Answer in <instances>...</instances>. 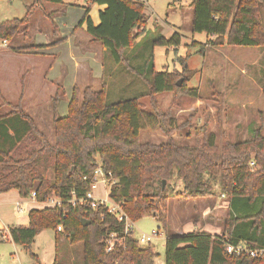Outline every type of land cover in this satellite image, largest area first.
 Masks as SVG:
<instances>
[{
	"label": "trees",
	"instance_id": "1",
	"mask_svg": "<svg viewBox=\"0 0 264 264\" xmlns=\"http://www.w3.org/2000/svg\"><path fill=\"white\" fill-rule=\"evenodd\" d=\"M89 1L105 5L98 11L99 21L95 24L86 8L76 27L85 24L91 42L104 47L114 64L142 79L149 110H144L137 97L106 102L104 82L98 90L90 85L80 90L75 85L66 114L59 113L60 95L51 97V142L26 111L22 91L13 102L0 93V193L15 189L21 198L34 193L41 204L28 211V225L8 228V238L29 252L37 264L39 259L31 247L44 229L54 232L52 264H154L153 245L142 246L125 234L124 219L118 220L102 205L93 209L70 203L85 196L94 170L100 167L114 180L108 199L124 216L135 221L149 215L161 224L166 235L164 264H264L261 258L225 250V244L240 242L264 248V126L252 129L243 140L226 139L221 146L211 132L195 137L191 144L176 141V127L168 112L160 108L156 95L171 92L194 99L200 95L187 86L186 61L181 73L158 71L153 48L175 49L180 44L179 34L166 38L154 24L148 35L145 4L140 0ZM44 3L58 8L47 12ZM64 7V0H34L22 17L0 21V40L28 36L31 17L39 11L51 23L52 40L44 46L60 44L65 37L57 35L53 16L62 14ZM189 8L191 31L204 33L213 46L264 47V0H192ZM135 59L140 62L132 63ZM188 126L186 121L179 128ZM148 127L161 129L165 139L141 141L139 133ZM177 179L182 188L174 193L168 188L170 181ZM216 186L227 202L223 230L218 234L203 229L172 233L170 200L211 197L217 193ZM51 198L59 199L60 204L47 205ZM59 225L61 230H57ZM111 233L124 239L106 251ZM77 244L82 256L72 259Z\"/></svg>",
	"mask_w": 264,
	"mask_h": 264
},
{
	"label": "rangeland",
	"instance_id": "2",
	"mask_svg": "<svg viewBox=\"0 0 264 264\" xmlns=\"http://www.w3.org/2000/svg\"><path fill=\"white\" fill-rule=\"evenodd\" d=\"M33 1L0 0V21L12 17H22L26 7ZM66 1L70 2L71 0ZM76 1L79 6L68 5V10L72 12L62 17L63 20H59L60 29L63 27L62 33H67L68 28H76L79 20L76 15L79 13V9H82L81 5H86V0ZM140 1L145 4L147 15L145 31L148 32V35L152 34L154 24H156L161 27V34L164 37L169 38L174 33H178L180 36V44L175 49L165 50L162 46L153 48L155 69L181 73L182 63L186 61L187 70L184 75L186 78L190 76L187 86L196 88L200 95V99H194L186 94L175 96L171 92L156 95L160 108L168 112L172 118L173 126L176 127L173 129V137L176 141L191 144L195 137L202 138L204 134L211 132L218 145L221 146L226 139L243 140L250 136L252 129L259 125L264 126V47L213 46L204 33L191 31L192 12L189 4L192 0ZM43 6L47 12L58 8L56 5L47 3H44ZM35 16L42 15L37 11ZM44 20L42 25L48 24L51 32L50 21L46 18ZM38 26L41 28L40 24ZM61 32L58 29L57 35L62 36ZM50 37L52 38L51 33ZM22 40L26 39H22V35H17L10 43L19 46L22 44ZM64 49V44H62L54 51H63ZM53 53L51 49L46 53L49 55L45 56V71L56 58ZM107 56L111 62L110 55ZM139 62L140 59L132 61L134 64ZM27 69H29L28 65L24 70ZM50 75H54V71H51ZM74 75L73 80H63L66 72L61 80H0V89H2L4 98L12 102L18 98L22 91L24 107L33 114L39 129L51 142L53 141L51 97L55 93L60 95L59 108L61 110L66 107L70 93H72L71 88L75 85L80 90H83L87 85L92 86L93 90H98L104 82L107 91L106 102L137 97L144 110H149L146 85L141 78L128 73L120 65L112 64L110 66L105 63L101 77H95L92 70L85 68H79ZM186 121L190 123V126L179 128ZM185 131L189 133L188 136ZM139 139L160 142L165 139V136L161 129L148 127L140 131ZM50 175L48 173L47 177ZM181 188L180 180L170 181L168 189H172L174 193ZM215 188L217 193L211 197L183 200L178 196L170 200L168 209L170 231L177 234L195 229H203L217 234L219 231L221 232L223 219L227 214V202L217 190L218 187ZM95 193L108 198V189L104 192L101 185L97 186ZM2 209L5 210L7 216L6 224L14 223V218L19 215H26V213H15L14 204L2 206ZM132 227L135 238H139L142 234L152 236L149 242L146 241L141 245L145 246L147 243H151L156 253L154 264H164L166 235L161 224L153 216L147 215L132 221ZM152 231H155L156 234H151ZM53 239L54 232L44 229L37 233L32 243V252L43 258L44 264H49L53 260ZM81 256L82 247L77 244L71 253V258L80 259ZM0 264L37 263L29 252L10 240L0 242Z\"/></svg>",
	"mask_w": 264,
	"mask_h": 264
},
{
	"label": "crops",
	"instance_id": "3",
	"mask_svg": "<svg viewBox=\"0 0 264 264\" xmlns=\"http://www.w3.org/2000/svg\"><path fill=\"white\" fill-rule=\"evenodd\" d=\"M64 3L65 7L62 9L63 13L56 15L57 17H53L60 32L63 27L60 29L61 24L59 20L66 14L72 12L71 10H68L67 6L70 4L79 6V3L76 0H71L70 2L64 0ZM85 4L86 5H81L82 9H79L76 18L79 19L85 9L89 8L88 16L92 18L95 24L98 23V11L104 9L105 5L91 3L89 0H86ZM35 14L36 13H34L30 20L28 30L29 35L22 37V39H26L22 40V44L19 46L11 45L10 42L16 37L11 41L0 40V80H61L65 76V72L66 76L63 80H73L75 78V71L79 68L92 70L95 77H101L103 75L105 63L110 66L114 64L113 61L110 62L104 47L98 43L90 41L91 37L85 31V24L76 28H68L67 33L61 32V35L65 37V40L59 45L44 46L52 40L50 37V28L48 24H45V26L42 25V22L45 21L43 16H35ZM39 24L41 25V28H39ZM62 44H64L65 49L63 51L55 52ZM30 45H37V47L28 48ZM13 47H27L28 49L13 50ZM50 49L53 50V56L56 55V58L53 59L52 65L48 66V70L45 71L44 60L46 59L45 56L49 55L46 53L49 52ZM104 61L106 62L104 63ZM27 65L29 66V69L24 70ZM51 71H54V75H50ZM19 73L20 75L18 76ZM1 90L2 89H0V93L2 94ZM67 103L65 105L66 107L63 109L60 110L59 108V113L62 115L67 112ZM26 111L28 110L26 109ZM29 114L33 116L31 112H29ZM9 204H14L16 207V211H14L15 213H26V215H19L14 218V223L6 224L5 221L7 222V216L5 210L2 209V206ZM33 207L40 208L41 204L37 203L32 197L21 198L18 191L15 189L0 193V230H2L0 232V242L10 241V239L3 240L1 238V235L4 234L6 230L8 231L9 227L28 225V211ZM53 254V260L52 262L50 261L49 264H52L54 261V249ZM37 258L39 259L40 264H44L43 258L38 256Z\"/></svg>",
	"mask_w": 264,
	"mask_h": 264
},
{
	"label": "built area",
	"instance_id": "4",
	"mask_svg": "<svg viewBox=\"0 0 264 264\" xmlns=\"http://www.w3.org/2000/svg\"><path fill=\"white\" fill-rule=\"evenodd\" d=\"M113 182L114 180L111 177L110 173L105 174L100 167H97L94 170V175L90 185V189L86 192L85 196L79 199L70 200V203L72 205L78 203L79 205H83L84 207H90L93 209L100 205L104 206L106 210L109 213L114 214L118 220H122V219L125 220L124 232L125 234L130 235V237L134 238L132 221L129 220L126 216H124L122 212H120L119 207L114 202L110 201L107 197H101L96 195L95 193V189L97 188L98 185L102 186L104 192L107 189L109 191V188ZM31 197L35 199L34 193H32ZM58 204H60V201L59 199L56 198H51L47 202V205H51V206ZM57 230H61L60 225L57 227ZM151 234H156V232L152 231ZM151 237H152L151 235L142 234L139 238H135V239H137L141 244L146 241L149 242ZM1 238L2 239L8 238L7 230L4 234L1 235ZM123 239L124 238L122 237L115 238L114 233L109 234V238L106 241V251H111L115 244H121L123 242ZM225 250L228 254H236V255L245 254L251 257L261 258L264 261V248H252L246 245L244 242H240L237 244L227 243L225 244Z\"/></svg>",
	"mask_w": 264,
	"mask_h": 264
},
{
	"label": "water",
	"instance_id": "5",
	"mask_svg": "<svg viewBox=\"0 0 264 264\" xmlns=\"http://www.w3.org/2000/svg\"><path fill=\"white\" fill-rule=\"evenodd\" d=\"M39 0H36V2H38ZM164 185H165V181L163 180L162 181V188L164 187Z\"/></svg>",
	"mask_w": 264,
	"mask_h": 264
}]
</instances>
